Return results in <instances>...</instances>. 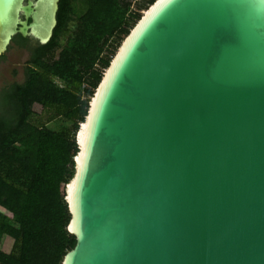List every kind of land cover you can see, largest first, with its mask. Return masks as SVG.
I'll list each match as a JSON object with an SVG mask.
<instances>
[{
  "label": "water",
  "instance_id": "1",
  "mask_svg": "<svg viewBox=\"0 0 264 264\" xmlns=\"http://www.w3.org/2000/svg\"><path fill=\"white\" fill-rule=\"evenodd\" d=\"M60 0H0V57ZM61 264H264V0H154L75 133Z\"/></svg>",
  "mask_w": 264,
  "mask_h": 264
},
{
  "label": "trees",
  "instance_id": "2",
  "mask_svg": "<svg viewBox=\"0 0 264 264\" xmlns=\"http://www.w3.org/2000/svg\"><path fill=\"white\" fill-rule=\"evenodd\" d=\"M153 1L60 0L47 44L12 38L29 57L23 81L0 89V245L12 241L0 264H61L74 247L64 186L75 133L104 70ZM35 104L49 113L45 122H33Z\"/></svg>",
  "mask_w": 264,
  "mask_h": 264
},
{
  "label": "rangeland",
  "instance_id": "3",
  "mask_svg": "<svg viewBox=\"0 0 264 264\" xmlns=\"http://www.w3.org/2000/svg\"><path fill=\"white\" fill-rule=\"evenodd\" d=\"M72 27H70L66 33L68 35ZM28 51L20 48L14 43H10L3 57L0 58V89L9 85L10 83L17 82L21 83L23 81L24 75L23 70L26 61L28 60ZM35 117H33V122L38 124L45 122L48 118L47 112L42 110V108L35 104L32 107ZM56 122L48 124V127L55 128ZM12 248V241L9 238L4 237L0 249L3 252H10Z\"/></svg>",
  "mask_w": 264,
  "mask_h": 264
}]
</instances>
